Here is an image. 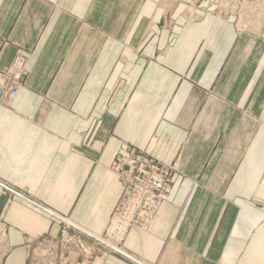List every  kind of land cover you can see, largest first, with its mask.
I'll use <instances>...</instances> for the list:
<instances>
[{
  "label": "crops",
  "instance_id": "crops-1",
  "mask_svg": "<svg viewBox=\"0 0 264 264\" xmlns=\"http://www.w3.org/2000/svg\"><path fill=\"white\" fill-rule=\"evenodd\" d=\"M212 2L0 0V71L29 58L0 101L4 264L57 238L55 214L103 235L123 191L112 162L131 147L176 166L160 207L126 255L69 264H264V32Z\"/></svg>",
  "mask_w": 264,
  "mask_h": 264
},
{
  "label": "built area",
  "instance_id": "built-area-1",
  "mask_svg": "<svg viewBox=\"0 0 264 264\" xmlns=\"http://www.w3.org/2000/svg\"><path fill=\"white\" fill-rule=\"evenodd\" d=\"M28 63V56L18 55L6 69L0 71V101L10 102L15 98L18 87L27 76ZM113 165L123 182V192L114 208L105 235L94 236V239L98 246L126 255L122 248L125 235L132 227L146 229L149 226L170 186L174 167L154 158L147 148L133 149L131 156H119ZM261 183L264 185V175ZM67 223V227H75L71 222ZM3 227L0 223V240L4 232ZM74 247L81 250L86 257L93 251L90 246L79 241H76ZM4 255L2 249L0 264Z\"/></svg>",
  "mask_w": 264,
  "mask_h": 264
},
{
  "label": "rangeland",
  "instance_id": "rangeland-1",
  "mask_svg": "<svg viewBox=\"0 0 264 264\" xmlns=\"http://www.w3.org/2000/svg\"><path fill=\"white\" fill-rule=\"evenodd\" d=\"M210 13H212L217 18H226L230 16L233 17L234 26L237 32H248V33L250 32L253 34H259L262 31L264 32V0H213L212 5L210 7ZM185 19L187 21H195L196 19H198V16L193 13L192 9H188L185 14ZM19 55H22V54H19ZM133 149L145 150L146 148L139 149V148L131 147L127 155H117L114 158L112 162V166H111V168L114 170V172L117 175L118 173L113 165L114 161L119 156H123V157L131 156ZM147 149L150 152V154L154 158H156L152 154L151 150L149 148ZM168 165H173L174 167V172L171 176V182H172L173 175L176 172V166L174 164H168ZM261 179H260V183H261ZM171 182H170V186H171ZM170 186L168 187V189L170 188ZM163 197H162V200H163ZM112 213L110 215V218L112 216ZM55 216L61 222V228H60L58 237L48 238V239L41 237V238L33 239V241L30 242V244H28V247L30 249L28 264H69V261L67 259L69 252H76L78 253L79 257L83 259H90L97 254H101V252L104 251L105 249L113 251L109 248L98 246L96 240L94 239V236H101V237L104 236L107 228L103 235H96V234H92L82 229L80 226H78L77 224H74L69 219H67L65 216H59L57 214H55ZM110 218H109V221H110ZM64 220H66V222ZM109 221H108V225H109ZM67 222H71L72 224H74L75 227H72V226L67 227V224H68ZM0 223L4 226L3 227L4 232L2 233V237L0 240V246H1L0 252H2V249L5 252V255L2 258L1 264H4V261L10 252V245L8 243L7 226L5 222H3L1 219H0ZM84 236L92 240L91 245L85 244ZM44 241H47V242L44 243ZM76 241H79L87 246H90L93 250L91 255L86 257L82 253L81 250H79L77 247H74V244L76 243Z\"/></svg>",
  "mask_w": 264,
  "mask_h": 264
}]
</instances>
